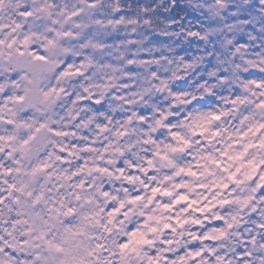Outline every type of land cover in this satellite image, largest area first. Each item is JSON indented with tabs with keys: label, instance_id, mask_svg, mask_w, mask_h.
I'll return each instance as SVG.
<instances>
[{
	"label": "snow or ice",
	"instance_id": "1",
	"mask_svg": "<svg viewBox=\"0 0 264 264\" xmlns=\"http://www.w3.org/2000/svg\"><path fill=\"white\" fill-rule=\"evenodd\" d=\"M0 264H264V0H0Z\"/></svg>",
	"mask_w": 264,
	"mask_h": 264
}]
</instances>
